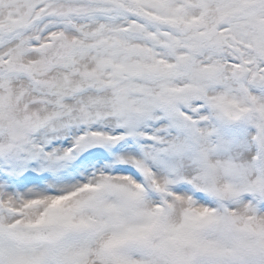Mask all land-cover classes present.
<instances>
[{"label":"snow or ice","instance_id":"obj_1","mask_svg":"<svg viewBox=\"0 0 264 264\" xmlns=\"http://www.w3.org/2000/svg\"><path fill=\"white\" fill-rule=\"evenodd\" d=\"M0 264H264V0H0Z\"/></svg>","mask_w":264,"mask_h":264}]
</instances>
